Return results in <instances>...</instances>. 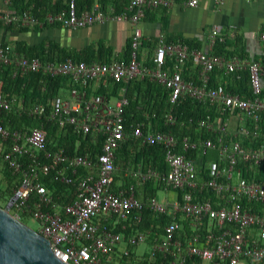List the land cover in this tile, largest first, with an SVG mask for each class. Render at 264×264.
<instances>
[{"label": "built area", "instance_id": "built-area-1", "mask_svg": "<svg viewBox=\"0 0 264 264\" xmlns=\"http://www.w3.org/2000/svg\"><path fill=\"white\" fill-rule=\"evenodd\" d=\"M102 1L95 0L77 11L74 0H68L41 19L31 13L30 6L17 12L0 10L1 24L28 28L56 24L74 30L105 21L131 25L127 60L84 62L68 58L42 62L11 52L8 45L0 43V64L11 65L12 75L41 72L66 77L70 82L65 95L49 99L46 113L43 106L33 103L25 112L28 117H43L59 128L70 126L77 134H91L92 140L101 138L96 152L67 153L60 147L47 148L42 127L7 126L3 120L12 112V100L2 93L0 80V162L18 177L13 192L17 196L9 206L12 216L26 213L35 219L37 232L48 239L51 253L66 264H104L117 244H125L121 255L127 256L128 247L148 240L150 258L159 255L169 264L264 262V212L250 207L264 203V181L244 176L264 163V61L192 48L161 35L156 37L149 61H142L139 23L145 10L168 6L173 0H118L119 8L115 0L107 4ZM197 1L183 0L189 8ZM259 37L264 39V29ZM209 42L210 46L225 42L219 26L211 28ZM166 58L168 66L164 64ZM188 64L196 70L195 79L182 77ZM213 70L234 79L245 71L249 94L232 92L222 84L210 85ZM143 78L165 88L170 104L185 95L209 111L196 121L197 129L206 136L192 142L181 139L183 151L215 152L216 158L205 162L206 175L199 174L193 158L176 151L177 140L170 131L151 130L142 121L124 125L122 109L127 99L122 87L112 102L91 88L105 79L119 83ZM229 118H234L233 127ZM162 121L167 126L175 122L171 107ZM129 136L140 145H159L166 168L137 165L129 172L126 168L122 175L132 181L114 186V150ZM43 177L74 189V198L60 211H53L55 205L41 181ZM146 182L156 191L141 200L135 188ZM159 190H171L175 197L158 200ZM202 194L205 196L200 197ZM142 210L168 217L157 234L127 223L130 218L138 222ZM111 218L120 229L129 231L114 230L107 223Z\"/></svg>", "mask_w": 264, "mask_h": 264}, {"label": "trees", "instance_id": "trees-1", "mask_svg": "<svg viewBox=\"0 0 264 264\" xmlns=\"http://www.w3.org/2000/svg\"><path fill=\"white\" fill-rule=\"evenodd\" d=\"M68 0H9L12 6V11H20L30 6V11L37 17H43L48 11L57 10L66 5ZM92 0H74L75 8L79 11L82 7L89 6ZM38 9H43V12L38 13ZM1 24V23H0ZM55 27L58 25L54 24ZM15 26V24L6 25ZM36 26L30 28L33 29ZM26 30L27 27L22 28ZM185 44L192 48H198V44H193L191 39L182 40ZM4 45V43H2ZM13 50L26 57H37L40 61H62L65 59H72L74 61H108L113 56L112 50L108 45H105L102 41H98L95 44L88 45L84 48L75 50L68 49L59 46L57 43L50 40H42L37 44L27 45L24 42L16 41L13 46ZM129 50V38L125 43L124 53L121 58L127 60ZM213 53H225L231 55L229 51L223 50V45L220 42H215L212 48ZM238 56L242 57V55ZM149 61V58L146 61ZM165 66L170 64L169 59H165ZM216 70L210 73L209 84H215L211 79V75ZM182 77L184 79L192 78L188 77L183 71ZM233 78V77H232ZM195 79V78H194ZM0 80L2 82L1 91L3 94L8 95L10 98L12 95L19 96L21 104L26 106L30 101H41L45 103L47 99H50L55 95H62V91L66 90L70 85L69 80L63 76H49L42 74L41 72H31L23 75H12L11 65L0 64ZM263 85L261 93L264 94V77L262 78ZM123 88V95L127 99V104L122 109V120L126 127L132 122L142 121L144 127H149L151 130L170 131L176 138V151L184 153L187 157L193 158L195 161L196 169L199 174L206 175L205 162L210 159H215V152L207 150L205 153H200V150L188 149L183 151L181 139L186 137L188 141L192 142L199 137H205L206 134L199 131L196 126L197 119L203 117L209 111L205 106L192 100L191 98L182 95L179 96L175 103L170 104L168 100V91L161 87L159 84L149 81L146 78L132 79L115 83L110 79H107V86L103 89L97 90L96 93L101 94L108 98L110 95H114L120 89ZM230 91L248 95L249 94V81L247 79V73L245 71L240 73L238 79H234L232 84L227 87ZM109 90L110 92H106ZM34 101V102H35ZM171 107L172 114L175 116V122L172 125H164L162 116L164 112ZM48 110V105L44 106V113ZM147 115V117H145ZM9 127H15L20 123L30 124V126L42 127L46 133V146L48 149L62 148L67 153H81L86 150L89 152H96L99 150V143L101 138L95 136V141L92 140V135L87 133L85 135L77 134L73 132L70 126L59 128L55 123H52L45 118L25 119L24 116H16L14 112H10L5 116V121ZM145 129V128H144ZM212 153L209 155V153ZM121 162L119 168V174H123L126 168L134 169L137 165L142 168L147 166H153L165 170L166 166L163 162V150L159 145H140L132 137H127L119 147L114 150V164ZM240 165L238 164L237 167ZM7 181H11L13 176L7 170L5 171ZM246 178L253 177L258 181H264V163L259 164L254 169L248 170L245 175ZM114 180L117 179V175L114 173ZM43 184L47 187H53L54 191L51 195L52 203L56 206H63L69 203L74 198V189L67 184L59 182H51L47 177L41 179ZM132 181L130 177H125L124 185ZM147 190V195H153L156 188L152 187L150 182L142 184ZM139 187L135 188V195L138 197L137 191ZM2 190L0 189V195ZM12 195V194H9ZM3 196V194H2ZM205 194H202L203 197ZM143 198V197H142ZM251 209L257 212H264V203L250 204ZM168 220L165 215L154 216L147 210L141 211V216L138 222L134 221L133 227L138 229H150L156 234L160 231L161 226ZM116 231H120L126 234L129 230H123L114 228ZM147 262L142 264H165L166 258H162L159 255L150 258L146 254ZM145 261V260H144Z\"/></svg>", "mask_w": 264, "mask_h": 264}, {"label": "crops", "instance_id": "crops-1", "mask_svg": "<svg viewBox=\"0 0 264 264\" xmlns=\"http://www.w3.org/2000/svg\"><path fill=\"white\" fill-rule=\"evenodd\" d=\"M115 1L116 8H119L118 0ZM101 3L107 4L108 0H103ZM12 9L9 0H0V10ZM41 11L43 12V9H38V13H41ZM139 25L142 31L139 58L142 61L152 55L158 35H161L167 41L191 39L193 44L199 45L198 49L212 51L214 43L210 46L209 32L213 26H219L221 33L224 35L225 42L222 44L224 51H229L231 55L239 54L242 57L264 61V39L259 37L260 31L264 29V0H198L196 6L191 8L186 7L183 0H173L168 6H158L145 10ZM22 28L24 26L7 27L0 24V43L8 45L11 52L16 53L13 50L16 41L33 45L46 39L57 43L63 48L75 50L102 41L111 48L116 58H121L125 43L130 35L131 25L126 21H105L74 30L59 26L55 27L54 24H43L33 29L27 27L26 30ZM143 46L151 47L148 55L142 54ZM184 71L186 76L192 77V79L196 78L197 73L193 66L191 68L188 64ZM211 79L215 84H222L226 87L230 86L233 81L232 76H227L221 71H215L211 75ZM106 86L107 79L100 80L98 83L93 84L91 88L96 92ZM106 92L110 91L107 90ZM61 93L65 95L66 90L64 89ZM116 95L117 93L108 96V100L112 102ZM228 121L230 127H233L235 124L234 118H229ZM113 182L114 186L123 184L117 182L114 178ZM137 187L143 190L142 194H144L142 196L137 191L138 198L145 199L148 196L147 190L143 185H137ZM60 210L61 206L53 208V211ZM107 223L117 228V224L113 223L112 218ZM127 223L132 226L134 224L133 218H130ZM146 243L149 244L150 241L148 240ZM147 246L149 247V245ZM125 248L124 243L117 244L115 251L107 257L104 264H115L116 261L114 260L121 258L122 250ZM128 250L133 256L145 253V251L137 249V245L128 247ZM238 264L246 263L241 260ZM260 264H264V262Z\"/></svg>", "mask_w": 264, "mask_h": 264}, {"label": "water", "instance_id": "water-1", "mask_svg": "<svg viewBox=\"0 0 264 264\" xmlns=\"http://www.w3.org/2000/svg\"><path fill=\"white\" fill-rule=\"evenodd\" d=\"M16 196L0 208V264H66L51 253L47 238L8 212Z\"/></svg>", "mask_w": 264, "mask_h": 264}, {"label": "rangeland", "instance_id": "rangeland-1", "mask_svg": "<svg viewBox=\"0 0 264 264\" xmlns=\"http://www.w3.org/2000/svg\"><path fill=\"white\" fill-rule=\"evenodd\" d=\"M150 49H151L150 46H143L142 54L148 55L150 53ZM112 58H115L114 54L112 57H110V59H112ZM11 100H12V112H14V114H16V116H19V117L24 116L25 119H34V117H32V116L28 117L27 114L25 113L28 111L29 107L33 103H38L41 106H43V108H44L45 104L48 105V101H49V99H47L45 101V103H43L41 101L33 100V101L28 102L26 104V106H24L23 104H21V99L19 96L12 95ZM21 126H30V124L29 123L28 124L20 123L19 125L15 126V127H21ZM211 154L212 153L210 152L209 155H211ZM115 165H116L115 174L117 175L116 181L124 183L125 176H123L122 174H119V168L121 167V162H116ZM5 171H7V170L1 164L0 165V189L2 190L3 196H2V194L0 195V208H2L5 205L7 199L11 196L9 194H13V192L15 191V189L18 185L17 175L11 174L13 176V179L11 181H7L6 176H5ZM129 171H131L130 167L128 169V172ZM47 191L51 196L53 194L54 188L53 187H47ZM138 191H139L138 192L139 194L144 196V194H142L143 190L139 189ZM144 193H145V191H144ZM174 195H175V193L171 190H169V191L159 190L156 192V197L158 200L163 199V198L171 199L174 197ZM8 212L12 215V211L10 209H8ZM16 219L18 221H20L21 223H23L24 225H26L27 227L33 229V230L37 231L39 228L37 221L35 219L31 218L30 216H28L26 213H22L21 216H19ZM132 228H135V227L132 226ZM146 244L149 245L148 243H146ZM146 244L140 243L137 245V249H141L142 251H145V253H141L138 256H133L129 253V250H128L127 256H123V257L121 256V258L114 260V261H116L115 264H142V262H147L146 253L148 252V246ZM165 264H169L168 260H167V263H165Z\"/></svg>", "mask_w": 264, "mask_h": 264}]
</instances>
